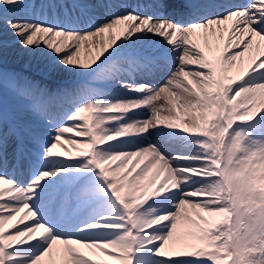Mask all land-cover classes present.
Here are the masks:
<instances>
[{"label": "snow or ice", "instance_id": "6c2138e0", "mask_svg": "<svg viewBox=\"0 0 264 264\" xmlns=\"http://www.w3.org/2000/svg\"><path fill=\"white\" fill-rule=\"evenodd\" d=\"M9 164L0 264H264V0H0Z\"/></svg>", "mask_w": 264, "mask_h": 264}, {"label": "bare ground", "instance_id": "6f19581e", "mask_svg": "<svg viewBox=\"0 0 264 264\" xmlns=\"http://www.w3.org/2000/svg\"><path fill=\"white\" fill-rule=\"evenodd\" d=\"M136 3H144V0H133ZM129 3H132V0H128ZM133 4V3H132ZM2 39L6 42H11L14 38L11 37L8 34H4ZM138 51H144L147 52L149 51L148 46H145L142 49H138ZM4 63L11 65L13 64L16 67H22L26 70H28L29 72L32 71L33 73L36 71L40 70V74L42 76V79H44L43 83H47L46 81L53 80L58 78L57 74L55 73H48L46 68H45V64L46 61L40 57H33V56H29L26 54H23L20 50H19V45H15V46H10L8 49H6V54L4 56ZM153 83H156V81H153ZM118 88V87H117ZM116 91V90H115ZM117 93V92H116ZM118 95V93H117ZM126 95V93L121 96L124 97ZM146 113L145 116H141L139 117L140 119L146 118ZM11 166V164H9L7 167L0 169V171L2 172H6L9 170L8 168ZM6 227H10V226H6Z\"/></svg>", "mask_w": 264, "mask_h": 264}, {"label": "rangeland", "instance_id": "374dc122", "mask_svg": "<svg viewBox=\"0 0 264 264\" xmlns=\"http://www.w3.org/2000/svg\"><path fill=\"white\" fill-rule=\"evenodd\" d=\"M4 67L10 73H12V72L19 73L23 76H27L31 79L38 80L42 83L44 82V79H42V76L40 74V70L33 73L32 71L29 72L28 70H26L22 67H16L13 64L8 65L6 63H4ZM46 82L48 83V82H50V80L49 81L47 80ZM26 175H27V173H21L20 171H18V174L16 176L18 177V181H20V180H25Z\"/></svg>", "mask_w": 264, "mask_h": 264}]
</instances>
